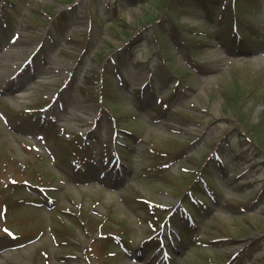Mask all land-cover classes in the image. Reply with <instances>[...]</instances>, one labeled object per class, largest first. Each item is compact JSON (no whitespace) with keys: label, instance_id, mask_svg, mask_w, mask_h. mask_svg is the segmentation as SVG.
Returning a JSON list of instances; mask_svg holds the SVG:
<instances>
[{"label":"rangeland","instance_id":"1","mask_svg":"<svg viewBox=\"0 0 264 264\" xmlns=\"http://www.w3.org/2000/svg\"><path fill=\"white\" fill-rule=\"evenodd\" d=\"M6 1L0 0V189L4 196L1 179L27 178L19 165L29 156L41 157L35 165L60 189L56 212L71 209L85 223L73 231L69 223L53 222L50 210L19 202H32L35 194L13 195L18 202H9L8 227L22 236L11 242L3 232L0 196V264H85L88 230L119 231L109 225L100 230L107 217L133 225L134 255L102 264H160L138 253L152 230L126 209L141 211L137 196L175 207L195 172L208 175L216 198H206L209 208L198 214L194 237L175 241L172 264H264V0H236L246 22L241 41L229 25L233 0H208L204 14L188 0H16L8 16ZM220 21L222 29L214 26ZM39 45L31 71L7 89L6 81ZM186 57L197 63L196 71ZM109 58L103 103L100 74ZM43 105V124H35L37 114L15 117ZM117 121L135 133L119 160L107 150ZM47 129L56 135L51 142ZM91 131L96 137L87 148L59 154V136L81 132L86 138ZM82 155L113 165L77 168ZM97 184L98 190L91 188ZM178 222L173 231L184 227ZM52 225L61 230L60 245Z\"/></svg>","mask_w":264,"mask_h":264},{"label":"trees","instance_id":"2","mask_svg":"<svg viewBox=\"0 0 264 264\" xmlns=\"http://www.w3.org/2000/svg\"><path fill=\"white\" fill-rule=\"evenodd\" d=\"M190 3L194 4L193 9L198 10L199 12L203 13L204 9H206L207 7L210 8V6H208L209 1L208 0H188ZM205 6V7H204ZM171 7V6H169ZM234 7H237V3L235 2ZM233 22H237L239 24H241L240 22H243L241 19H233L231 20L230 24H233ZM72 219V218H71ZM72 227H77V222L71 224ZM109 240V239H108Z\"/></svg>","mask_w":264,"mask_h":264}]
</instances>
